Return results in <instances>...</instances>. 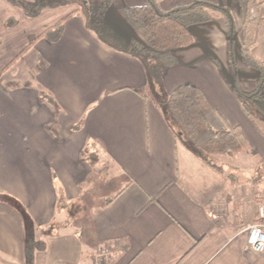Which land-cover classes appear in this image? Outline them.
<instances>
[{"label":"crops","instance_id":"0c3cea01","mask_svg":"<svg viewBox=\"0 0 264 264\" xmlns=\"http://www.w3.org/2000/svg\"><path fill=\"white\" fill-rule=\"evenodd\" d=\"M156 1L168 10L194 0ZM208 1L229 7L231 42L221 16L193 25L177 63L160 68L124 49L138 37L121 10L147 0H111L101 35L78 2L30 17L0 0V264H24L27 231L45 264H264L239 227L257 218L254 190L237 203L224 157L205 162L184 146L158 103L179 84L195 85L230 125L244 119L247 141L253 134L229 84L230 50L237 76L243 62L239 0ZM62 19L57 37L40 36ZM263 31L264 23L253 47L261 60ZM244 70L237 81L250 92L258 71ZM77 215L91 220L87 242L66 228Z\"/></svg>","mask_w":264,"mask_h":264},{"label":"trees","instance_id":"16d2710c","mask_svg":"<svg viewBox=\"0 0 264 264\" xmlns=\"http://www.w3.org/2000/svg\"><path fill=\"white\" fill-rule=\"evenodd\" d=\"M11 4L24 8L27 16H36L46 7H54L68 1L82 4L86 25L101 35L104 12L111 0H8ZM264 0H239L244 37L241 45L242 61L258 71L256 87L250 92L240 89L236 74L229 82L231 90L242 100L254 95L264 98V60L257 58L252 48L257 42L260 25L264 23V16L260 14V7ZM251 8L255 16L250 15ZM124 19L135 31L138 39L125 45V50L143 58H150L160 68L171 67L177 63L174 51L193 42L191 26L207 23L221 16L228 35L229 43L234 37V18L228 6L220 5L208 0H194L188 3L174 5L168 10H162L156 0H147L140 6L126 7L121 10ZM73 14V13H72ZM71 15V14H70ZM68 15V16H70ZM68 16L64 17L66 19ZM45 29L40 36L54 39L60 32L63 20ZM113 47L122 46L116 42ZM27 45L12 61L15 62L30 47ZM229 60L236 70L232 50ZM214 63L217 64L215 59ZM164 103L170 123L178 130V140L187 148L194 149L205 161L214 155L233 154L248 147L242 131L238 126L230 125L223 115L212 108L207 102L202 90L191 84H179L165 96ZM253 205L257 207L264 203V191L254 192ZM40 250V249H39ZM32 254L28 257L34 256ZM111 258L105 262L109 263Z\"/></svg>","mask_w":264,"mask_h":264},{"label":"rangeland","instance_id":"374dc122","mask_svg":"<svg viewBox=\"0 0 264 264\" xmlns=\"http://www.w3.org/2000/svg\"><path fill=\"white\" fill-rule=\"evenodd\" d=\"M262 25V24H261ZM260 25V26H261ZM264 32V31H263ZM264 34V33H263ZM264 38V37H263ZM263 41V39L261 40ZM260 45L264 47V42ZM253 52V48H252ZM254 54V53H253ZM261 60V59H260ZM263 60V59H262ZM237 61L241 63V69L238 70V76L236 73V78L238 77L240 82H244V79L248 78V74L244 69H250L251 67L241 62L237 57ZM253 69V68H252ZM237 70V69H236ZM235 70V72H236ZM153 76V71H150ZM234 75V74H233ZM232 75V76H233ZM239 82V87L241 86ZM6 83L10 84L9 81ZM256 83H253V87H255ZM264 88V85H263ZM163 91V88H162ZM247 93V92H246ZM164 94V93H163ZM158 103L161 104L163 110H166V115L168 116V112L164 103V98H158ZM243 111L246 113L248 120L252 123L254 131L249 133H253L252 135H247V139L244 136L246 142L248 143V147L241 152H236L233 154H223L221 157H224L225 163L228 168V172H232V176H228V184L233 179H236V185H227V192L233 193L237 198V203H240V196L245 198L248 193L264 191V98L258 97L256 95L245 97L242 102H240ZM244 119H240L238 122L242 125H239V129L242 128L245 130L246 125L243 123ZM172 123V121H171ZM241 130V129H240ZM242 131V130H241ZM243 133V132H242ZM254 148H251V147ZM218 157V156H216ZM230 179V180H229ZM241 181V182H240ZM252 190V191H251ZM254 192H252L254 194ZM251 194V193H250ZM69 221H71V225H67L66 228L70 230L71 228L77 229L80 231V235L82 236L83 242H87L93 236L92 232V223L88 217H81V222L83 225L79 224L80 221L78 215L75 217H68ZM67 218V219H68ZM79 219V220H78ZM246 222H251V220L247 218H243L239 223L240 231H243V228ZM75 224V225H74ZM80 225V227L78 226ZM76 226V228H75ZM63 228V227H62ZM61 228V229H62ZM65 229V228H64ZM245 233V232H244ZM36 237L31 234V232H26V261L24 264H45L46 259V250L41 248L38 243H33ZM35 247H40L38 252L34 251V256L28 257V255L32 254ZM103 250V249H102ZM70 264V263H63Z\"/></svg>","mask_w":264,"mask_h":264},{"label":"built area","instance_id":"2783aa9c","mask_svg":"<svg viewBox=\"0 0 264 264\" xmlns=\"http://www.w3.org/2000/svg\"><path fill=\"white\" fill-rule=\"evenodd\" d=\"M260 14L264 16V1L260 7ZM250 15L255 16L253 8L250 10ZM257 221L246 222L243 232L246 234V247L257 253L264 252V203L257 207ZM104 252H107L106 250Z\"/></svg>","mask_w":264,"mask_h":264}]
</instances>
